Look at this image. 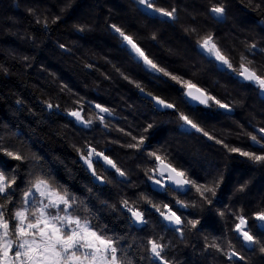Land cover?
Masks as SVG:
<instances>
[{"label": "trees", "instance_id": "trees-1", "mask_svg": "<svg viewBox=\"0 0 264 264\" xmlns=\"http://www.w3.org/2000/svg\"><path fill=\"white\" fill-rule=\"evenodd\" d=\"M151 3L175 8V18L138 0H0V170L14 173L19 189L33 174H49L84 202L89 218L108 235L124 237L121 247L135 264H159L147 251L149 238L166 246L163 255L170 264H264L262 245L246 246L234 231L236 216L244 214L264 244V228L254 219L264 210V162L229 151L264 155V142L250 138L264 136L259 131L264 92L238 75L242 56L264 75V0ZM215 5L225 8L221 17L210 11ZM111 25L131 35L160 68L191 80L220 104H191L180 82L148 68ZM208 34L235 71L198 47ZM141 90L175 107H156ZM96 104L111 110L102 114L103 123L95 119ZM78 110L93 123L69 115ZM180 114L203 132L184 126ZM140 137L145 140L139 149L127 147ZM89 146L114 160L125 175L93 158L94 176L83 159ZM9 151L24 159H13ZM151 153L193 183L184 191L155 188L152 170L158 162ZM204 187L214 188L215 195L205 193V199ZM14 199L10 211L20 203L19 191ZM123 200L145 212L147 225L129 219ZM152 204L172 207L185 221L183 233ZM191 220L199 224L192 228ZM229 244L243 260H229Z\"/></svg>", "mask_w": 264, "mask_h": 264}, {"label": "snow or ice", "instance_id": "snow-or-ice-1", "mask_svg": "<svg viewBox=\"0 0 264 264\" xmlns=\"http://www.w3.org/2000/svg\"><path fill=\"white\" fill-rule=\"evenodd\" d=\"M138 3L153 9L162 16L175 18V8L171 10L156 8L151 0H138ZM210 11L217 17H221L225 12V8L222 5H215L211 7ZM111 28L119 34L131 53L142 60L148 68L162 72L170 76L171 79L180 82L186 89L185 95L191 100L202 104H208L210 100H215V97L209 96L191 80H180L179 77L173 76L165 69L160 68L146 55L136 40L131 35H127L120 27L111 25ZM153 39H155V35H153ZM198 47L203 53L215 57L217 61L226 65L229 69H233L232 63L228 57L222 54L213 35L208 34L202 37L198 41ZM255 47L256 45L253 44L250 49ZM246 59L244 56L241 57L242 62L239 66L238 75L244 80L253 82L264 91V75L258 74L257 71L243 63ZM251 63L252 61L249 60L248 65ZM233 70L235 71V69ZM149 95L151 94L149 93ZM153 99L158 105L165 108L175 107V105L167 103L160 97H153ZM215 102L220 104L219 100H215ZM220 106L228 108L226 104ZM49 107H52V105H49ZM95 107L99 110L95 119L103 123L105 117L102 114L110 113L111 110L100 104H96ZM69 115L75 117L77 121L84 125L93 123L92 119H85L82 110L71 111ZM180 119L186 125L203 132V129L199 128L188 116L180 114ZM259 131L264 134V128ZM204 135L207 136L208 133L205 132ZM250 138L256 144L264 142V136L258 138L256 135L250 134ZM133 139L136 138L133 137ZM144 140V137H140L136 143L129 144L127 147L139 149L144 144ZM229 151L240 152L241 155L256 162H264V155H257L254 152H241L239 148H230ZM261 151L264 152V147L261 148ZM6 154L18 161L24 159V156L19 152L9 151ZM150 155L154 156L158 162L157 168L152 171L158 172L163 180L171 181L179 187L193 183V181L185 178L183 171H179L171 164L165 163L156 153ZM93 158H102L104 163L115 169L120 176L125 175L114 160L103 152H98L96 148L89 146L87 155L83 156V159L88 167L93 170L94 176L96 172L93 168ZM17 179L14 173L6 174L5 171L0 170V264H135L127 255V251L121 247V240L124 237L108 235L106 228L100 227L89 218L90 209L84 205V202L52 179L49 174H33L32 178L26 182L24 189H19ZM97 179L103 180V177H97ZM152 179L158 185L163 183V180H157L154 176ZM17 191L21 194L20 203L10 211L9 205L15 204L14 194ZM197 191H200L199 187ZM205 193L215 195V190L211 187H204L200 194L205 196ZM205 199H207L206 196ZM208 202L211 203V200ZM148 203L151 204V201H148ZM176 203L181 207H188L182 201H176ZM121 204L133 223L147 225L145 212L139 206L134 203L130 204L128 200H123ZM152 208L159 213L164 221L178 226L176 230L183 233L185 221L180 215H177L176 211H173L172 207L164 204L162 210L161 207L152 204ZM254 219L260 223L261 227H264V210L256 212ZM236 220L238 222L234 225V231L242 239L243 244L246 246L261 244V252H264V244L256 235L252 234L251 229L248 227V218L244 214H239L236 216ZM188 224L195 228L199 221L191 220L188 221ZM165 247L158 239L149 238L147 240L149 256L158 261L159 264H170V261L163 255ZM211 247L222 251L218 244L213 243ZM227 255L229 260L233 257H237L239 260L244 259L231 244L228 246Z\"/></svg>", "mask_w": 264, "mask_h": 264}, {"label": "water", "instance_id": "water-1", "mask_svg": "<svg viewBox=\"0 0 264 264\" xmlns=\"http://www.w3.org/2000/svg\"><path fill=\"white\" fill-rule=\"evenodd\" d=\"M127 46V45H126ZM128 47V46H127ZM242 78V77H241ZM198 88H200L199 86H197ZM202 89V88H201ZM185 92H186V89H185ZM185 92H184V94H185ZM262 92H264V91H262ZM149 93L150 92H148V91H146V90H141V92H140V94H141V96H143L144 98H146V99H148V100H151V101H153V103H154V105L156 106V107H163V106H161V105H158L157 103H156V101L153 99V97H158V96H156V95H154V94H152V93H150L151 95H149ZM185 97H186V99L191 103V104H193V105H195V106H198V105H203L202 103H199L198 101H193V100H191V98H189V97H187L186 95H185ZM103 160V159H102ZM166 163V162H165ZM107 165V164H106ZM173 186H175V187H177V188H179L181 191H184V190H186L187 189V187H188V185H185V186H183V187H179V186H177V185H175L174 183H172L171 181H169ZM264 228V227H263Z\"/></svg>", "mask_w": 264, "mask_h": 264}, {"label": "flooded vegetation", "instance_id": "flooded-vegetation-1", "mask_svg": "<svg viewBox=\"0 0 264 264\" xmlns=\"http://www.w3.org/2000/svg\"><path fill=\"white\" fill-rule=\"evenodd\" d=\"M183 125L186 126V127L190 126V125H186V124H183ZM155 175H156L155 176V179H157V180H163V178L159 175L158 172H155ZM153 184H154L155 188H158V189H163V188H165V186H170L167 189H174V190L175 189H179V188L173 186L168 180H163V183L160 184V185L156 184L155 182H153ZM167 224H170V223L167 222Z\"/></svg>", "mask_w": 264, "mask_h": 264}]
</instances>
